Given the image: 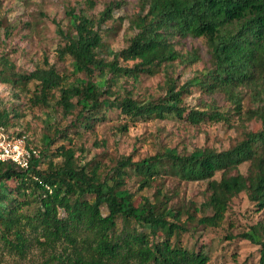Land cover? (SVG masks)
Here are the masks:
<instances>
[{
	"label": "trees",
	"instance_id": "trees-1",
	"mask_svg": "<svg viewBox=\"0 0 264 264\" xmlns=\"http://www.w3.org/2000/svg\"><path fill=\"white\" fill-rule=\"evenodd\" d=\"M87 3L94 5L93 0ZM115 5L109 3L97 17L67 7L71 29L57 28L63 41L58 57L70 56L84 79L74 82L47 58L29 73H19L2 56V81L22 85L34 81L31 105L53 103L64 113L77 106L72 123L76 128L104 121L108 109H117L133 121L170 115L188 116L192 123L227 120L213 104L206 110L188 109L183 101L187 86H177L168 72L165 94L159 98L140 102L113 90L122 78L137 81L176 60H197L195 53L178 52L175 42L203 37L210 69L197 85L204 92H224L237 114H242L240 88L247 87L258 104L247 110L246 118L262 116L263 125L246 131L239 142L221 151L206 147L189 154L159 152L137 161L120 156L105 175L100 162L81 163L82 148L77 155L75 148L63 144L53 152L60 161L49 160L44 169L38 167L41 152L28 169L0 161V263L5 254L24 257L36 244L51 251V264H207L210 256L201 245L188 249L172 239L183 229L177 221L180 213L168 219L161 191L153 201L141 196L137 204L132 194L122 190L130 171L138 177L140 189L164 175L207 181L209 194L203 205L211 214L198 218L202 226H219L229 201L245 192L263 217L251 227L252 233L242 235L264 250V0H140L139 13L130 23L135 32L125 47L109 52L102 30ZM97 75L105 76L103 86L94 81ZM9 117L1 107L0 123L7 125ZM119 128L125 131L127 124ZM246 162L243 174L238 167ZM136 224L148 232L138 230ZM256 264H264V252Z\"/></svg>",
	"mask_w": 264,
	"mask_h": 264
},
{
	"label": "rangeland",
	"instance_id": "rangeland-1",
	"mask_svg": "<svg viewBox=\"0 0 264 264\" xmlns=\"http://www.w3.org/2000/svg\"><path fill=\"white\" fill-rule=\"evenodd\" d=\"M90 7L87 0H0V57L8 58L16 72L29 73L35 66L43 64V59L55 66L58 72L66 74L74 82L85 78L76 70L68 55L58 57L57 48L63 44L58 26L65 31L71 29L66 16L67 7H74L89 17H97L109 4L114 3L112 18L103 26L102 36L109 52L125 47L135 32L131 20L139 13L140 0H93ZM177 40V39H176ZM175 48L184 56L198 55L197 60H179L166 64L152 76L143 75L137 81L122 78L113 90L123 96L130 94L138 101H148L165 94V73L168 72L176 85H186L188 92L183 101L188 109L206 110L213 104L227 116V120L210 121L205 119L192 123L188 116L178 118L170 115L163 119L149 118L130 120L117 109L106 110V119L95 122L90 128H76L72 125L78 107L64 113L53 103L50 106L31 105L30 97L35 82L11 84L0 77V108L5 107L10 114L7 128L16 134H25L28 142L40 150L39 169H44L49 160L59 162L53 152L61 144L73 147L78 155L83 149L81 163L94 160L100 162V172H106L120 156H131L133 160L161 152L189 154L198 148L227 149L239 142L246 131H255L263 125V117L246 118V112L258 103L247 87H241L242 114L235 113L233 104L224 92L208 93L197 85L199 79L210 69V53L203 37H186L175 42ZM105 76L97 75L94 81L103 86ZM177 88V87H176ZM75 102V100H74ZM127 124V130L120 126ZM248 163L238 170L246 174ZM220 174L216 173L215 178ZM138 177L130 171L122 190L133 195L137 204L141 196L152 201L158 190L166 203L168 219L179 212L178 222L183 227L172 237L181 246L192 249L202 246L209 253L207 264H256L264 250L260 245L246 239L242 234L252 233V226L262 219L263 211L249 200L245 192L234 196L228 204L224 219L219 226H202L197 220L211 211L203 205L209 191L207 181H184L164 175L151 182L150 186L139 188ZM12 184V183H11ZM106 212V209H102ZM60 215L64 213L61 210ZM136 228L148 232V228L136 224ZM154 236H150L152 239ZM257 240V237L254 236ZM56 250H61L57 247ZM50 250H43L34 244L24 257L13 254L3 255L0 264H46ZM51 264V263H48Z\"/></svg>",
	"mask_w": 264,
	"mask_h": 264
},
{
	"label": "built area",
	"instance_id": "built-area-1",
	"mask_svg": "<svg viewBox=\"0 0 264 264\" xmlns=\"http://www.w3.org/2000/svg\"><path fill=\"white\" fill-rule=\"evenodd\" d=\"M39 153L25 134H14L0 123V161H11L22 169H28Z\"/></svg>",
	"mask_w": 264,
	"mask_h": 264
}]
</instances>
